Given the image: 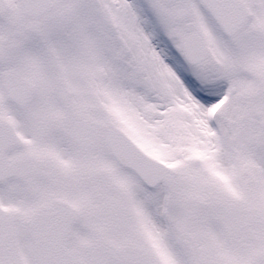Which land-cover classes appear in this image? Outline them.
Listing matches in <instances>:
<instances>
[{"label": "snow or ice", "instance_id": "6c2138e0", "mask_svg": "<svg viewBox=\"0 0 264 264\" xmlns=\"http://www.w3.org/2000/svg\"><path fill=\"white\" fill-rule=\"evenodd\" d=\"M0 264H264V0H0Z\"/></svg>", "mask_w": 264, "mask_h": 264}]
</instances>
